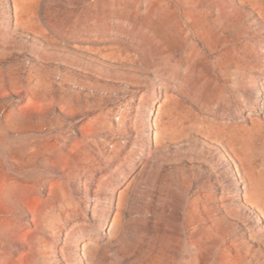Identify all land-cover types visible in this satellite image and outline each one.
Here are the masks:
<instances>
[{"label": "rangeland", "instance_id": "1", "mask_svg": "<svg viewBox=\"0 0 264 264\" xmlns=\"http://www.w3.org/2000/svg\"><path fill=\"white\" fill-rule=\"evenodd\" d=\"M0 178L2 264H264V0H0Z\"/></svg>", "mask_w": 264, "mask_h": 264}, {"label": "bare ground", "instance_id": "2", "mask_svg": "<svg viewBox=\"0 0 264 264\" xmlns=\"http://www.w3.org/2000/svg\"><path fill=\"white\" fill-rule=\"evenodd\" d=\"M3 177V176H2ZM1 179V178H0ZM7 179V178H6ZM5 179V180H6ZM11 179V178H10ZM14 184V182H10V183H5V181H2L1 182V185H0V188H2V187H4V188H9L12 184ZM13 187H14V185H13ZM3 189V188H2ZM1 190V189H0ZM5 193V192H4ZM4 193H2V194H4ZM6 194V193H5ZM3 196H5V195H3ZM10 196V195H9ZM6 197V196H5ZM11 197V196H10ZM9 198V197H8ZM5 199V198H4ZM7 199V198H6ZM9 200V199H8ZM12 201V200H11ZM9 206V205H8ZM45 206H47L48 207V205H45ZM55 208H53V210H54ZM38 210V209H37ZM39 211V210H38ZM52 211V210H51ZM50 211V212H51ZM41 213H42V211H40ZM36 213V212H35ZM13 214V213H12ZM38 213H36V215H37ZM47 214V213H46ZM49 214V213H48ZM54 214H55V211H54ZM53 214V215H54ZM35 215V216H36ZM42 215V214H41ZM45 215V214H44ZM50 215V214H49ZM52 215V214H51ZM14 216V215H13ZM34 216V217H35ZM48 219H49V217H48ZM58 218H56L55 220H57ZM10 220H12V216H11V210L9 209V208H7V207H5L4 205H0V222H2V224H0L1 225V227L0 228H3V227H5V228H9V226H11L10 224H11V221ZM46 220V219H45ZM45 222V221H44ZM13 226H15V225H13ZM26 227V226H25ZM12 229V228H11ZM2 230V229H1ZM9 231V230H8ZM8 233H10V232H8ZM55 238V237H54ZM12 254V253H11ZM10 254V255H11ZM13 256V255H12ZM61 256H62V254H61ZM11 257V256H10ZM4 258V257H3ZM2 258V259H3ZM7 258V257H6ZM5 259V258H4ZM8 263H9V260H8ZM8 263H6V264H8ZM0 264H2L1 263V259H0Z\"/></svg>", "mask_w": 264, "mask_h": 264}]
</instances>
